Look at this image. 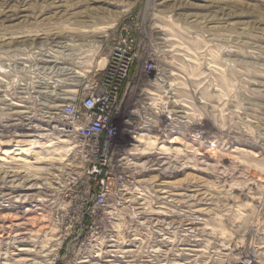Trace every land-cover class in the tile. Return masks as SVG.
<instances>
[{"label":"rangeland","instance_id":"1","mask_svg":"<svg viewBox=\"0 0 264 264\" xmlns=\"http://www.w3.org/2000/svg\"><path fill=\"white\" fill-rule=\"evenodd\" d=\"M130 17L156 65L122 103L130 183L97 248L57 264H264V0H0V264L56 259L50 216L82 174L56 112Z\"/></svg>","mask_w":264,"mask_h":264},{"label":"built area","instance_id":"2","mask_svg":"<svg viewBox=\"0 0 264 264\" xmlns=\"http://www.w3.org/2000/svg\"><path fill=\"white\" fill-rule=\"evenodd\" d=\"M145 33L140 23L130 17L119 34L110 38L103 68L93 72L76 98L57 109L63 124L60 131L74 132L77 138L82 174L62 191L64 204L51 213L60 239L59 253L52 264L64 259L71 243L80 248H97L102 214L116 205L117 196L130 183V174L114 157L123 151V141L134 127L133 119L121 112L129 78L137 67L147 77L156 68L142 51L149 41ZM237 264H254V260L245 254Z\"/></svg>","mask_w":264,"mask_h":264},{"label":"bare ground","instance_id":"3","mask_svg":"<svg viewBox=\"0 0 264 264\" xmlns=\"http://www.w3.org/2000/svg\"><path fill=\"white\" fill-rule=\"evenodd\" d=\"M86 26H87V25H86ZM76 31H77V30H76ZM87 33H88V31H86V30L78 31V35L80 34L81 36H86ZM98 46H100V44H99ZM104 65H105V64H104ZM102 68H103V67H102ZM127 101H128V100H126V101L124 102V105H125V106H127V105H126ZM125 106H124V107H125ZM20 136L25 137V136H29V135L21 134ZM131 138L133 139V138H135V136H132ZM27 142H28V141H27ZM136 149H137V148H136ZM130 154H131V152H130ZM82 261H83V260H82ZM86 261H87V260H86ZM254 262H255V261H254Z\"/></svg>","mask_w":264,"mask_h":264},{"label":"water","instance_id":"4","mask_svg":"<svg viewBox=\"0 0 264 264\" xmlns=\"http://www.w3.org/2000/svg\"><path fill=\"white\" fill-rule=\"evenodd\" d=\"M122 34H124V31H122Z\"/></svg>","mask_w":264,"mask_h":264}]
</instances>
